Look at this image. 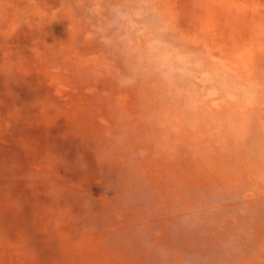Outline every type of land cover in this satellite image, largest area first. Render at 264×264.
<instances>
[{"label":"rangeland","instance_id":"374dc122","mask_svg":"<svg viewBox=\"0 0 264 264\" xmlns=\"http://www.w3.org/2000/svg\"><path fill=\"white\" fill-rule=\"evenodd\" d=\"M0 264H264V0H0Z\"/></svg>","mask_w":264,"mask_h":264},{"label":"bare ground","instance_id":"6f19581e","mask_svg":"<svg viewBox=\"0 0 264 264\" xmlns=\"http://www.w3.org/2000/svg\"><path fill=\"white\" fill-rule=\"evenodd\" d=\"M134 102V101H133ZM251 102V101H250ZM220 107V106H219ZM218 107V108H219ZM243 107V106H242ZM217 110V109H216ZM243 110V109H242ZM219 111V110H218ZM249 111V110H248ZM253 111V110H252ZM242 112H247V111H242ZM261 112V111H260ZM250 113V112H249ZM251 114V113H250ZM253 114V113H252ZM262 115V114H261ZM260 117V116H259ZM252 118H253V115H252ZM257 121V120H256ZM252 122H253V120H252ZM253 124H254V122H253ZM230 138V137H229ZM260 147V146H259ZM228 149V148H227ZM229 150V149H228ZM227 151V150H226ZM209 153V152H208ZM210 154V153H209ZM224 155V154H223ZM229 155V154H228ZM227 156V155H226ZM224 158V157H223ZM224 162V161H223ZM221 164V163H220ZM231 164V163H230ZM229 164V165H230ZM233 164V163H232ZM247 165V164H246ZM221 166V165H220ZM231 166V165H230ZM233 167V166H232ZM191 216V215H190ZM134 229V228H133ZM137 231V230H136ZM132 236V235H131ZM217 263V262H216Z\"/></svg>","mask_w":264,"mask_h":264}]
</instances>
